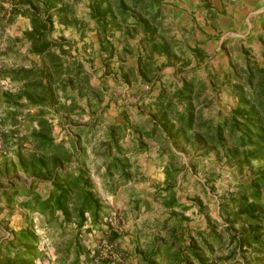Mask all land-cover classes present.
<instances>
[{
	"label": "trees",
	"instance_id": "16d2710c",
	"mask_svg": "<svg viewBox=\"0 0 264 264\" xmlns=\"http://www.w3.org/2000/svg\"><path fill=\"white\" fill-rule=\"evenodd\" d=\"M6 1L8 7L0 2V28L13 23L18 16L29 18L31 27L22 32L21 39L29 44L32 54L41 58L47 55L49 61L44 65L0 70V78L9 77L18 84L14 92L0 89V100L6 107L0 118V152L4 149L7 153L14 148L17 158L16 162L4 163L0 176H7L13 170L30 177L29 183L9 178L0 194L7 205L13 204L18 195H23L26 198L18 204L44 216L56 262L80 264L83 260L91 264H111L97 245L90 248L85 242L84 233L95 228L106 233L108 244L122 259L126 256L133 258L135 262L131 264H264V164L248 180L238 181L234 191L219 196V218L204 211L205 227L190 228L183 226L189 217L182 210L188 207L178 201L174 190V174L179 169L174 165L177 155L173 150L178 147L186 152L214 151L227 162H236L240 169H251L253 161H264V64L252 59L242 48L244 64L240 67L231 65L227 74L236 101L230 112L218 121L204 118L197 112L194 99L199 81L186 76L181 77L180 85L173 90L160 86L151 97L152 108L148 110L135 101L133 108L146 117L144 122L135 124L128 114L129 108H123L121 121L107 124L103 138H100L97 126L109 104V101L102 103L103 88L97 89L90 83L89 74L76 56L64 57L70 53L69 40L50 36L55 17H61V22L66 21L69 0ZM152 1L96 0L90 6V15L96 19L103 36L100 47L108 52L107 59L114 53V47L106 37L108 24L118 17L114 5L123 18L139 8L151 14L147 8ZM102 6H106L105 11L101 10ZM152 16L155 18L156 14ZM139 21L149 34L148 24L141 20L136 22ZM65 44L69 46L66 49ZM155 49V52L168 54L170 47L164 44ZM106 67L107 64H103L102 77L111 74L120 84L126 85L140 79L150 85L144 93L147 95L156 90L154 86L159 76L149 61H141L138 57L135 67L120 64L117 71L111 72L106 71ZM67 86L76 89V95ZM62 96L65 101L60 100ZM77 97H85L90 106L91 99H95L98 105L92 110L93 119L88 125L74 126L67 146L64 140L54 137V124L47 110L60 112L61 108L71 112L78 108L84 112ZM23 107L28 108L27 113L22 112ZM30 108L38 111L30 113ZM20 113L36 123L29 133H17ZM7 122L12 129L3 128ZM129 131L132 132L131 143L135 151L123 144ZM148 139L156 140L160 151L169 156L164 168L165 185L156 193L169 214L149 241L143 245L136 242L129 252L121 250L118 243L122 230L105 221L114 211L105 202L93 178L90 154L97 162L95 171L102 177L103 192L115 193L122 185L136 179L132 157L147 149ZM87 146H90V154ZM39 181L50 183L46 196L36 191L35 184ZM191 201L197 205L198 211L203 210L201 201ZM132 203L137 207L141 201L135 199ZM176 206L182 208L181 213L176 211ZM173 218L174 226L169 227L168 222ZM163 231L168 233L167 237L162 236ZM45 256L32 225L0 238V264H37L36 260Z\"/></svg>",
	"mask_w": 264,
	"mask_h": 264
},
{
	"label": "rangeland",
	"instance_id": "374dc122",
	"mask_svg": "<svg viewBox=\"0 0 264 264\" xmlns=\"http://www.w3.org/2000/svg\"><path fill=\"white\" fill-rule=\"evenodd\" d=\"M0 2L4 7L9 5L6 0H0ZM95 3L96 0H69L67 4L69 13L66 21L61 22V17H55L54 29L50 36L53 39L65 38L69 40L71 42L70 53L64 57L76 56L89 74L90 83L97 89L103 88L102 103L109 101V104L102 113L101 122L97 126L100 138H103V130L107 124L121 121L120 112L123 108H129L128 114L135 124L144 122L146 117L133 108L135 101H138L139 106L148 110L149 101H152L151 97L160 86L173 90L177 85H180L181 77L186 76L194 77L195 82L199 81L194 99L197 112L204 118L218 121L230 112L231 106L236 101L230 90L227 74L231 65L240 67L244 64L245 57L242 48L247 50L246 53L252 59L264 64V21L262 20V9L256 0H153L147 8L151 14L148 15L145 10L139 8L130 16L123 18L118 12L117 6L114 5V9H116L114 11L118 17L108 24L106 30V37L114 47L113 56L109 59L106 57L108 52L103 51L100 47L103 37L102 33L100 34V27L96 19L90 15V6ZM105 7L102 6L101 10L105 11ZM153 14H156L155 18H153ZM108 19L107 17L106 21ZM138 20L148 24L149 34H146L142 22H136ZM30 27L29 18L18 16L13 23L4 24L0 28L1 71L22 65L31 67L34 64H48L49 57L47 55L41 58L32 54L29 44L24 43L21 39L22 32ZM164 44L170 47L168 54L155 52L156 47ZM67 47L69 46L65 44L64 48ZM54 51L59 52L58 48H54ZM138 57L141 61L152 63L158 72L159 77L154 86L156 90H153L149 95L144 93L150 85L143 83L140 79L126 85L120 84L111 74L107 77L101 76L103 64H107L106 71H117L120 64L135 67ZM4 78L6 77L0 78V88L14 92L18 88V84L7 77L9 78L8 83L2 85ZM67 88L76 95V89L71 90L70 86ZM60 100L65 101V97L62 96ZM77 100L85 109L84 112L78 108L71 112L61 110V108L60 112L47 110L48 116L54 124V137L56 140H64L67 146L70 143L69 134L74 133V126L77 124L88 125L93 119L92 110L96 109V105H98L95 99H91V106L85 97H77ZM69 102L70 100H67V103ZM27 111V107L22 108L23 113H27ZM37 111V108L29 109L30 113ZM23 115L22 113L18 114V119L21 121L17 125L19 134L29 133L35 125V122H31ZM2 117L3 112L0 110V118ZM3 128L8 130L13 126L7 122ZM131 136L132 132L129 131L123 139V144L135 151L131 143ZM148 142L149 146L145 151L134 153L135 155L132 157L136 179L122 185L115 193L103 192L102 177L95 171L97 162L93 161L90 146H87V152L92 156V161L89 162L91 172L94 180L98 183L99 191L110 208L122 218L119 222L120 227L118 226L122 230L118 240L119 246L121 250L127 249L129 252L137 240L141 245L145 243L147 232L152 229L159 230L158 226L169 214L160 197L156 196L157 191L163 190L165 185L164 168L168 164L169 156L167 152L160 151V145L156 140L148 139ZM28 144L26 146H29ZM173 150L177 155L174 165L179 169L174 174L176 180V182L174 181V190L178 201L188 207L187 210H182L179 206H176L175 209L178 213H181V210L184 211L185 215L189 217L183 222V226L190 228L205 227L204 211L209 212L214 218H219V196L234 191L238 181L248 180L264 164V161H253L251 169H240L236 162H227L224 158L217 156L214 151L187 150L186 152L178 147L176 149L173 147ZM1 151L2 156H8L4 163L16 162L14 148H10L7 153L4 149ZM101 171H103L102 168ZM12 172L13 170L9 173ZM12 177L21 183L30 182V177L22 171H17L10 178ZM7 185L6 183L5 186ZM35 188L38 193L49 191L48 183L45 181L36 183ZM106 197H110V200ZM0 198L4 203L0 205V238L4 239L8 235L7 232L18 230V227L21 226L23 212L26 208L18 203L26 197L18 195L11 205L5 203L3 194L0 195ZM135 199L141 201L137 207L132 203V200ZM191 199L201 201L203 208L201 212L198 211L197 205ZM4 207L8 211L3 215ZM11 215L15 217L12 222L8 219ZM174 220L175 218L168 222L169 227L174 226L172 225ZM23 223L27 222L23 221ZM33 228L39 236L40 248L45 251L44 258L46 260L52 258L50 251H53L55 255V250L46 223L37 224ZM89 232L86 231L84 235ZM134 235L138 236L136 241L133 239ZM126 259L131 260L130 262L134 260L126 256L124 259L119 257L115 262L121 264L123 261H127Z\"/></svg>",
	"mask_w": 264,
	"mask_h": 264
},
{
	"label": "crops",
	"instance_id": "0c3cea01",
	"mask_svg": "<svg viewBox=\"0 0 264 264\" xmlns=\"http://www.w3.org/2000/svg\"><path fill=\"white\" fill-rule=\"evenodd\" d=\"M258 1V4L260 5V9H262V16H263V21H264V0H256ZM260 36V35H259ZM262 38V37H261ZM18 67H24L23 65L22 66H18ZM17 67V68H18ZM14 69V68H12ZM150 88V86L148 87ZM1 89V88H0ZM147 91V90H146ZM0 110L4 113L5 112V105L3 103H1V100H0ZM36 126V123L35 125ZM33 126V127H34ZM149 144V142L147 143ZM149 146V145H148ZM8 156L7 155H4V156H0V169L2 168V166L4 165V162H5V159L7 158ZM102 170H103V167H102ZM16 172H12V173H8L7 176H1L0 177V189L4 188L5 184L8 183V179L11 177V175H15ZM10 176V177H9ZM48 183V187L50 188V183L49 182H46ZM42 192H40L41 194ZM1 195V194H0ZM42 196H46L47 193H42L41 194ZM108 200H110V197H106ZM109 202V201H108ZM110 203V202H109ZM3 200L0 198V205H3ZM7 206V205H6ZM8 209L7 208H3L2 210V214H6L5 212H7ZM24 216H23V219H22V223H21V226H19L18 228H23V227H26L28 225H32L33 227H35L37 224L41 225V224H45V219H44V216L41 215L40 213L38 212H32L28 209L25 210V212H23ZM2 215V216H3ZM8 219H10V222L14 221L15 220V217L14 215H11ZM24 222H27V223H23ZM34 223V224H33ZM3 229V228H2ZM4 230V229H3ZM15 230V229H14ZM158 230H154L152 229L150 232H147V237H146V240L145 242L149 241L154 233H157ZM7 234L9 235V232H7ZM6 234V235H7ZM140 234V232H139ZM138 234V236H139ZM162 236L164 237H167L168 233L165 231L164 233L161 232ZM151 235V236H150ZM138 236L134 235L133 239L136 241V239L138 238ZM84 239H85V242L90 245V247L94 246L95 243L94 242H99L101 239L105 238L106 237V233H103L102 231H99L95 228H92L90 230L89 233L83 235ZM137 243L139 245H141V243L138 242L137 240ZM112 246V245H111ZM112 250H113V247H112ZM52 252V258H48L47 260L44 258V259H38L36 260V263L37 264H59L58 262H56V256L54 255V252L53 251H50ZM119 254V253H118ZM119 257H120V254H119ZM118 261V260H117ZM131 261V260H130ZM129 260L127 261H123L121 264H131ZM133 262H135V260H133ZM80 264H91V263H88V262H85V261H81ZM111 264H116V262H111Z\"/></svg>",
	"mask_w": 264,
	"mask_h": 264
},
{
	"label": "built area",
	"instance_id": "2783aa9c",
	"mask_svg": "<svg viewBox=\"0 0 264 264\" xmlns=\"http://www.w3.org/2000/svg\"><path fill=\"white\" fill-rule=\"evenodd\" d=\"M9 81V78H4L2 81V85L3 84H7ZM2 131V126L0 124V132ZM1 137H0V146H1ZM121 216L114 211L110 216L105 218V221L107 222L108 225L114 227V228H118L119 229V222L121 220ZM119 226V227H118ZM98 249L101 250V254L103 257L111 260V262H115L116 260L119 259V254L116 253L114 250H112V246L108 244L106 238L101 239L98 244H96ZM118 254V255H117Z\"/></svg>",
	"mask_w": 264,
	"mask_h": 264
}]
</instances>
